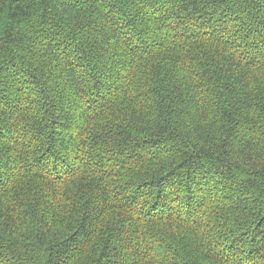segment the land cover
Masks as SVG:
<instances>
[{
  "label": "trees",
  "instance_id": "obj_1",
  "mask_svg": "<svg viewBox=\"0 0 264 264\" xmlns=\"http://www.w3.org/2000/svg\"><path fill=\"white\" fill-rule=\"evenodd\" d=\"M0 264H264V0H0Z\"/></svg>",
  "mask_w": 264,
  "mask_h": 264
}]
</instances>
